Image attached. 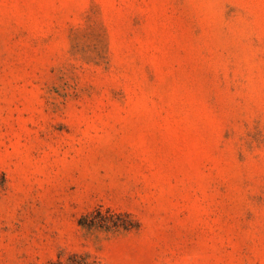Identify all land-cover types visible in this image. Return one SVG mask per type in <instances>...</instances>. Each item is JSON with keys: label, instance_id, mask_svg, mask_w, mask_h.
<instances>
[{"label": "rangeland", "instance_id": "rangeland-1", "mask_svg": "<svg viewBox=\"0 0 264 264\" xmlns=\"http://www.w3.org/2000/svg\"><path fill=\"white\" fill-rule=\"evenodd\" d=\"M71 253L264 264V0H0V264Z\"/></svg>", "mask_w": 264, "mask_h": 264}, {"label": "trees", "instance_id": "trees-1", "mask_svg": "<svg viewBox=\"0 0 264 264\" xmlns=\"http://www.w3.org/2000/svg\"><path fill=\"white\" fill-rule=\"evenodd\" d=\"M108 215H114L110 211H107ZM95 214H100L101 211L98 209L95 211ZM116 215V214H115ZM105 221V220H102ZM79 225L85 229H90L93 226H101L102 222L100 220H89L87 217H82L79 220ZM116 225V224H114ZM118 226V225H116ZM123 228L127 229L128 227L126 225L122 226ZM49 264H100L99 262L95 261L94 259L90 258V256L82 253H71L68 254L64 259L57 258L56 260L51 261Z\"/></svg>", "mask_w": 264, "mask_h": 264}]
</instances>
